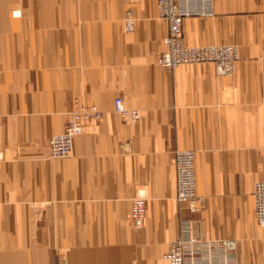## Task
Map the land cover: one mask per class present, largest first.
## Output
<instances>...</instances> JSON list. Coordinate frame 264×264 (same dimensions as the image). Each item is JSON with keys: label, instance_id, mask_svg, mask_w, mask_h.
Returning <instances> with one entry per match:
<instances>
[{"label": "crops", "instance_id": "crops-1", "mask_svg": "<svg viewBox=\"0 0 264 264\" xmlns=\"http://www.w3.org/2000/svg\"><path fill=\"white\" fill-rule=\"evenodd\" d=\"M214 6L213 17L184 20V38L237 44L231 75L211 63L158 65L169 25L156 0H0V264H168L163 253L191 229L234 238L232 264H264L253 196L264 179V0ZM117 96L140 110L137 122L113 111ZM78 101L103 120L69 157H48ZM179 149L196 151L204 210L176 199ZM138 191L142 228L130 222ZM200 256L187 264H207Z\"/></svg>", "mask_w": 264, "mask_h": 264}, {"label": "built area", "instance_id": "built-area-1", "mask_svg": "<svg viewBox=\"0 0 264 264\" xmlns=\"http://www.w3.org/2000/svg\"><path fill=\"white\" fill-rule=\"evenodd\" d=\"M131 2L134 0H125ZM158 17L168 22L169 28L163 38L164 48L157 57V63L163 68L173 69L184 64L211 63L215 66L218 75H231L239 59V46L237 44L187 45L183 33V22L188 17H213L215 15L214 0H156ZM15 15H19L15 13ZM136 18L130 9L123 17V28L126 32L134 31ZM114 110L128 123L141 118L138 109L126 106L122 96L114 100ZM104 112L96 104L79 103L73 116L61 133L52 136L49 142L51 157L64 158L70 156L74 140L83 134L86 121L102 120ZM196 151L193 149H179L173 154V164L176 173V199L186 203L193 210H204L206 199L197 193ZM255 217L260 229H264V179L257 180L253 190ZM146 193L139 191L132 199L130 222L135 228H142L146 220ZM190 232L181 231L172 241L170 249L163 253L168 264H187L188 259L202 255L211 262L212 252L224 254L218 264H232L236 261L235 252L237 243L235 239L224 238L215 240H198L189 235Z\"/></svg>", "mask_w": 264, "mask_h": 264}, {"label": "rangeland", "instance_id": "rangeland-1", "mask_svg": "<svg viewBox=\"0 0 264 264\" xmlns=\"http://www.w3.org/2000/svg\"><path fill=\"white\" fill-rule=\"evenodd\" d=\"M239 54H240V52H239ZM240 56V55H239ZM240 58V57H239ZM239 60V59H238ZM237 60V61H238ZM83 101H78L77 102V104H76V106H75V108L69 113V116H68V120H67V122H66V124H65V127H66V125L68 124V122L70 121V118L73 116V112L75 111V109L78 107V105H79V103H82ZM83 103H86V104H94V103H87V102H83ZM97 106V105H96ZM99 107V106H98ZM101 109V108H100ZM102 110V109H101ZM103 111V110H102ZM113 111L115 112V110H114V107H113ZM104 112V111H103ZM116 113V112H115ZM118 114V113H117ZM119 115V114H118ZM104 118V117H103ZM103 120V119H102ZM92 121H101V120H88V121H86V123L88 124L89 122H92ZM137 122V121H136ZM134 123V122H133ZM87 124H86V126H87ZM64 130H65V128H64ZM63 130V131H64ZM85 132H86V130H85ZM84 132V133H85ZM61 133V132H60ZM58 134V133H57ZM82 135V134H81ZM79 137V136H78ZM52 138V137H51ZM51 138L49 139V141H48V144H47V153H48V157H50V158H54V157H51L50 156V154H49V142H50V140H51ZM74 148V147H73ZM72 152H73V150H72ZM72 152H71V154H72ZM70 154V155H71ZM69 157V156H68ZM56 158V157H55ZM64 158H67V157H64ZM197 174V173H196ZM197 193H198V191H197Z\"/></svg>", "mask_w": 264, "mask_h": 264}, {"label": "bare ground", "instance_id": "bare-ground-1", "mask_svg": "<svg viewBox=\"0 0 264 264\" xmlns=\"http://www.w3.org/2000/svg\"><path fill=\"white\" fill-rule=\"evenodd\" d=\"M124 1H125V0H124ZM125 2H126V1H125ZM185 43H186V42H185ZM186 44H187V43H186ZM187 45H188V44H187ZM209 45H212V44H209ZM213 45H214V44H213ZM187 65H188V64H187ZM176 67H177V66H176ZM141 194H142V193H141ZM256 221H257V219H256ZM189 235L195 237V238L198 240V242L201 241V239H203L202 237H200V235L196 234V232H194L192 229H191ZM222 239H224V238H222ZM225 239H226V238H225ZM230 239H234V238H230ZM236 243H237V241H236ZM162 257H163V255H162ZM197 257H199V256H197ZM165 260H166V259H165ZM210 264H215V263L211 261Z\"/></svg>", "mask_w": 264, "mask_h": 264}]
</instances>
